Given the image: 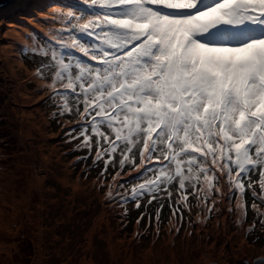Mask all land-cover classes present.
<instances>
[{"label":"snow or ice","instance_id":"snow-or-ice-1","mask_svg":"<svg viewBox=\"0 0 264 264\" xmlns=\"http://www.w3.org/2000/svg\"><path fill=\"white\" fill-rule=\"evenodd\" d=\"M84 3L86 17L72 11L67 17L93 43L53 39L95 63L53 50L48 100L56 101L57 118H78L79 128L65 135L77 149L94 152L101 181L115 170L106 199L124 215L130 202L140 209L142 201H155L159 207L147 219L159 224L165 197L181 221V205L191 211L190 195L205 218L218 211L219 198L236 197L242 228L246 190L254 210L256 199L264 203V0ZM254 172L258 181L250 178ZM125 175L130 179L121 183ZM144 219L141 213L137 224ZM260 223L264 230V213ZM251 264H264V257Z\"/></svg>","mask_w":264,"mask_h":264},{"label":"rangeland","instance_id":"rangeland-1","mask_svg":"<svg viewBox=\"0 0 264 264\" xmlns=\"http://www.w3.org/2000/svg\"><path fill=\"white\" fill-rule=\"evenodd\" d=\"M8 4L0 11V264H251L264 257V203L256 199L258 211L254 210L251 190L243 197L247 216L242 228L236 197L230 203L227 196L219 198L218 211L205 218L203 206L190 195L191 211L181 205L182 221L172 217L165 197L159 224L147 219L159 207L155 201H142L140 209L130 202L127 215L110 203L105 193L115 170L110 167L101 181L103 164L93 163L94 152L77 149V141L69 143L65 135L79 128L78 118H57L56 101L48 100L56 70L53 50L95 63L53 39L71 43L76 37L91 45V38L72 29L74 17H67L68 11L86 17L88 6L84 0ZM31 125L35 131L27 135ZM250 178L258 181L259 173ZM128 179L125 175L120 182ZM254 187L259 192L258 183ZM5 194L14 199L3 200ZM178 195L173 190V204ZM12 200L14 206L8 204ZM141 213L145 219L137 224Z\"/></svg>","mask_w":264,"mask_h":264},{"label":"bare ground","instance_id":"bare-ground-1","mask_svg":"<svg viewBox=\"0 0 264 264\" xmlns=\"http://www.w3.org/2000/svg\"><path fill=\"white\" fill-rule=\"evenodd\" d=\"M13 1V0H12ZM67 5V4H66ZM66 5H64V6H66ZM72 6H74V4H72ZM72 9H73V7H72ZM59 20L61 21V23H65L66 22V18L65 17H60L59 18ZM57 36H59L60 37V35H58L57 34ZM33 126L34 125H31V126H28L29 128H28V131H27V135H31V134H33V131H35V129H33ZM16 182V181H15ZM7 185V184H6ZM8 187V186H7ZM22 190V189H21ZM16 191V190H15ZM4 199L3 200H9V199H14L13 198V196H9L8 194H5V195H3L2 196ZM19 198V197H18ZM8 204H11L12 206H14L15 204H14V202H13V200H12V202H10V203H8ZM1 209H3V210H7V208L5 207V206H2L1 207ZM1 215H2V213L0 212V217H1ZM1 243H2V241H1ZM2 248H4V247H2ZM4 249H7V248H4ZM87 264H91V263H87Z\"/></svg>","mask_w":264,"mask_h":264},{"label":"water","instance_id":"water-1","mask_svg":"<svg viewBox=\"0 0 264 264\" xmlns=\"http://www.w3.org/2000/svg\"><path fill=\"white\" fill-rule=\"evenodd\" d=\"M11 0H0V7H3L6 5V3H9Z\"/></svg>","mask_w":264,"mask_h":264},{"label":"trees","instance_id":"trees-1","mask_svg":"<svg viewBox=\"0 0 264 264\" xmlns=\"http://www.w3.org/2000/svg\"><path fill=\"white\" fill-rule=\"evenodd\" d=\"M10 5H11V4H10ZM10 5L8 4V5H4L3 7H0V11H2L4 7H8V6H10ZM63 14H64V15H63ZM58 15H60V16H66L65 13H58ZM24 57H25V56H24Z\"/></svg>","mask_w":264,"mask_h":264}]
</instances>
